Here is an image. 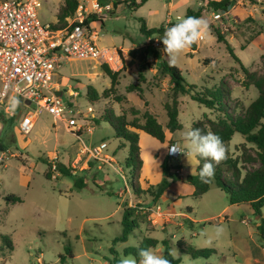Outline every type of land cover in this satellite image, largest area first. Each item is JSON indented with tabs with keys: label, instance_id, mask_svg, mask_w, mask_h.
I'll list each match as a JSON object with an SVG mask.
<instances>
[{
	"label": "rangeland",
	"instance_id": "obj_1",
	"mask_svg": "<svg viewBox=\"0 0 264 264\" xmlns=\"http://www.w3.org/2000/svg\"><path fill=\"white\" fill-rule=\"evenodd\" d=\"M78 1L91 10L93 0ZM96 1L105 5L123 0ZM62 4L63 0H44L37 11L39 20L44 24L55 23ZM198 8L202 9L201 17L209 22L210 35L183 52L173 66L196 92L210 90L213 95L223 96L222 103L234 116H241L257 97L253 86H244L247 79L226 46L249 72L263 74L264 0H232L226 12H217L218 19L213 18L206 0H148L134 12L126 4L110 12L103 11L90 27L91 33H98L95 40L98 47L115 48L123 58V62L119 58L120 66L107 65L112 72L119 73L114 93L102 96L109 89L110 80L101 65L90 59H76L61 63L55 70L65 108L60 119L43 112L30 133L22 135L15 116L18 111L20 117L31 113V108L21 100L9 98L0 104V264H111L114 258L119 261L129 256L123 250L138 247L144 236L159 243L167 241L171 257L179 259V264H252L250 259L264 264V245L255 230L259 221L248 205H229L226 195L214 185L200 198L191 196L193 189L184 179L194 174L195 156L188 161L186 155L180 154L170 160L173 166L179 164L186 176L179 177L182 182L171 184L161 201L153 203L145 191L162 178L158 161L167 154V142L159 143L139 133L145 169L140 171L139 183L133 184L124 166L125 149L117 148L113 131L106 123L97 124L104 111L123 113L128 119L133 118L132 111L139 113V119L141 113L149 111L165 126L163 105L169 101L170 80L160 74L155 59L146 57L151 49L164 57L162 45L155 36L150 39L141 36L137 19H144L147 28L166 27L177 23L176 18L184 17L187 10ZM165 61L169 63L167 56ZM87 87H93L99 95L94 104L87 100ZM178 103L181 129L171 135L166 133L168 139L183 148L186 144L183 133L194 122L205 116L212 120L218 116L216 111L192 101L189 94L180 96ZM242 141L240 134L233 135L226 145L227 159H238L242 145L252 150ZM102 142L105 148L96 153L93 149ZM58 164L70 167L72 174H59ZM244 167L251 170L256 165ZM76 180H81L84 186L77 188ZM7 195H15L22 202L8 203L4 200ZM124 208H138L140 223L126 242L113 243L121 234ZM186 208L190 209L189 216L199 223L183 221ZM225 216L228 220L220 221ZM218 225H223L226 231L209 246L201 238V232L214 235L213 229ZM177 241L215 253L192 259L175 247ZM154 250L163 255L161 244Z\"/></svg>",
	"mask_w": 264,
	"mask_h": 264
},
{
	"label": "trees",
	"instance_id": "obj_2",
	"mask_svg": "<svg viewBox=\"0 0 264 264\" xmlns=\"http://www.w3.org/2000/svg\"><path fill=\"white\" fill-rule=\"evenodd\" d=\"M148 0H123L117 2H111L114 8H118L121 4H126V7L131 11H136L139 7L143 6ZM232 0H221L218 2L212 0H206L207 6L211 7L215 12H226L228 6ZM78 0H63V4L59 8L56 15V22L51 25L53 30H62L67 26L66 19L71 17L76 8L79 5ZM107 4V3H106ZM202 9L198 8L196 11L187 10L184 17L194 16L201 17ZM96 15L90 16L85 25H89L95 22ZM137 21L140 23L139 32L141 36L146 39H150L155 36L161 39L167 28L173 26L175 23L161 26L158 28H147L144 19L139 18ZM215 34L219 41H222V37L218 31ZM160 44H163L160 41ZM193 48V45L191 46ZM226 49L230 57L240 65L241 71L247 81L244 86H253L257 91V97L247 106L241 116H234V112H228L226 103L222 101L224 97L221 95H213L212 91L205 90L204 92H196L195 87L188 85L182 78L180 70L170 65L165 61L166 54L161 50L164 57L153 49L150 53L146 54V57L155 59L159 66V72L161 75L168 77L171 84L169 101L163 105V110L166 116V123L163 126L158 117L149 111H144L140 114V119L137 117L139 114L137 111H132V119H128L125 114H115L113 111H104L100 117V121L97 124L103 122L106 123L113 131L112 138L117 142V148L125 149L126 157L124 160V166L129 171V176L133 184L139 183L140 171L142 168V159L140 156V147L138 145V132H143L151 138L155 139L159 143L165 141V130L169 133H174L181 129V125L178 121V99L180 96L190 95L192 101L199 105L204 106L210 111L217 112L216 119H209L203 117L202 120L194 122L191 128H200L202 132L207 133L211 131L220 136L225 143H228L234 134H240L245 144L249 145L252 150L247 149L244 145L241 148V155L238 159H226L221 162L215 168V174L209 183H204L199 178V171L205 162L199 157H195L197 166L195 173L188 175L184 179V183L193 188L192 197L200 198L206 194L210 187L214 185L220 189L227 198L228 204L233 206L248 205L252 211V216L259 221L255 230L259 241L264 245V219L262 218V208L264 207V72L262 75H256L249 72L244 68L239 59L233 54L232 49L226 46ZM121 61L122 56L119 54ZM101 69L104 74L110 80V86L107 91L102 92V96H107L108 93H114L116 86L118 85V72H112L106 65H101ZM142 73H139L141 78ZM132 87L129 88V90ZM132 90V89H131ZM227 95L229 92L225 90ZM86 97L90 104H94L98 101L99 95L93 89V87H87ZM15 115V114H14ZM256 165L251 170H246L244 166ZM162 178L155 184L148 186L145 191L151 197V201L155 203L160 199L170 187L171 184L179 181V178L174 175V172L180 170L181 167L173 166L170 163V159L166 157L161 165ZM50 165L46 173V178H50ZM57 171L63 176H70L72 169L66 167L63 164H58ZM245 171L243 174L242 172ZM75 186L82 188L84 183L81 180H76ZM137 192L138 190H133ZM4 200L8 203L16 204L21 203L22 200L15 195H7ZM139 206L138 208H140ZM138 208H124L121 218V234L114 239L113 243H124L128 237L133 234L134 229L138 228L139 221L137 211ZM189 213V210L186 209ZM158 244H161L163 248V256L171 261V264H179V259H173L171 257L170 248L167 241H161L160 243L155 239L144 236L138 247H129L123 250L124 255H131L139 260L138 251L141 248L151 247L156 248ZM8 246H10L8 244ZM175 247L183 254L190 256L192 259L209 257L213 253V250H199L191 246H188L185 242L177 241ZM111 254H114L113 249H110ZM111 264H119L115 258L112 259Z\"/></svg>",
	"mask_w": 264,
	"mask_h": 264
},
{
	"label": "built area",
	"instance_id": "obj_3",
	"mask_svg": "<svg viewBox=\"0 0 264 264\" xmlns=\"http://www.w3.org/2000/svg\"><path fill=\"white\" fill-rule=\"evenodd\" d=\"M43 1L0 0V104L9 98L21 100L31 108V113L18 119L17 129L22 135L30 133L43 112L55 119L64 113L60 97L56 96L61 91L55 81V70L61 63L90 59L99 65H121L116 49L98 47V33H91V23L85 25L90 16L113 10L112 3L101 5L93 0L91 10L79 3L74 14L66 19L67 26L53 30L38 18ZM212 15L214 19L220 17L215 11ZM104 148L101 143L93 150L99 153ZM180 154L169 155L167 150L166 157L171 160ZM174 175L179 178L182 173L177 170Z\"/></svg>",
	"mask_w": 264,
	"mask_h": 264
},
{
	"label": "clouds",
	"instance_id": "obj_4",
	"mask_svg": "<svg viewBox=\"0 0 264 264\" xmlns=\"http://www.w3.org/2000/svg\"><path fill=\"white\" fill-rule=\"evenodd\" d=\"M210 35L209 22L203 17H177V23L167 28L161 39L162 51L166 54L170 65H175L180 55L193 44L205 40ZM183 140L186 142L182 148L179 144L166 146L169 155L178 153L186 157H199L205 162L199 171V178L204 183H209L215 174V168L227 159V147L222 138L217 134L208 131L202 132L200 128H189L183 133ZM226 229L223 225H218L213 229L214 235H209L207 231L201 232V238L209 246L214 239L220 238ZM139 260L134 256H123L119 264H171V261L162 254L151 248H141L138 251Z\"/></svg>",
	"mask_w": 264,
	"mask_h": 264
},
{
	"label": "crops",
	"instance_id": "obj_5",
	"mask_svg": "<svg viewBox=\"0 0 264 264\" xmlns=\"http://www.w3.org/2000/svg\"><path fill=\"white\" fill-rule=\"evenodd\" d=\"M125 60H126V59H125ZM57 83H58V80L56 81V84H57ZM166 132L169 133L168 131L165 130V141H164V143L167 142L168 146H169V145H173V144H177V141H174V140H172L171 138L168 139V135H167ZM136 133H137V135H138V139H139V136H140L139 133H143V132H138V131H137ZM144 134H145V133H143V135H144ZM169 134L171 135V133H169ZM143 135H142V136H143ZM145 137L148 138V139L151 138L150 136H148V135H146V134H145ZM152 139H153V138H152ZM154 140H155V139H154ZM229 142H230V141H229ZM229 142H228V143H229ZM243 142H244V139H243V141L240 142V143L242 144ZM102 143H103V142H102ZM116 143H117V142H116ZM228 143H225V145H228ZM240 143H238V144H240ZM104 156H106V155L104 154ZM140 156H141V159H142V162H143L141 170H142V169L144 170V169H145V168H144V166H145V161H144V157H143V154H142V150H141V148H140ZM106 157H107V156H106ZM165 158H166V154L164 155V159H165ZM164 159H163V160H164ZM163 160H162V161H163ZM162 161H158V162H159V165H161ZM177 166H179V164H178ZM196 166H197V164H195V169H196ZM179 167H180V166H179ZM195 169H194V172H193V173H195ZM179 171L182 173V176H186V175H184V173H183V169H180ZM140 179H142L141 176H140ZM140 181H141V180H140ZM178 182H182V181L179 180ZM157 183H158V182H157ZM157 183H155V184H157ZM147 184H151V183L148 182ZM155 184H152V185H155ZM192 189H193V188H192ZM191 193H192V192H191ZM161 198H162V197H161ZM160 201H161V199H160ZM186 209L189 210V213L186 211ZM186 209H185V212H186L187 214H186V218L183 219V221H184V222H188V223H190V224H197V223H199V222L196 221V219H193V218H191V216H189L190 213H191V212H190V209H189V208H186ZM187 218H188V219H187ZM227 220H228V217H227V216H225L224 219H222V218L220 219V221H227ZM250 261H251L252 264H258V260H257V259H250Z\"/></svg>",
	"mask_w": 264,
	"mask_h": 264
},
{
	"label": "water",
	"instance_id": "obj_6",
	"mask_svg": "<svg viewBox=\"0 0 264 264\" xmlns=\"http://www.w3.org/2000/svg\"><path fill=\"white\" fill-rule=\"evenodd\" d=\"M61 94H62L61 92H58V93H56V96L57 97H61ZM20 115H21V111H18L17 114H16V116H15V120L16 121H18Z\"/></svg>",
	"mask_w": 264,
	"mask_h": 264
}]
</instances>
